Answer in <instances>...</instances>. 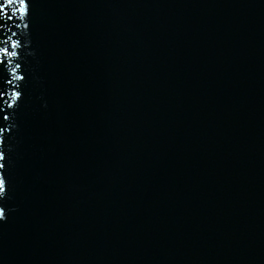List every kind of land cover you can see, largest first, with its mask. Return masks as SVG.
<instances>
[{
    "label": "water",
    "instance_id": "obj_1",
    "mask_svg": "<svg viewBox=\"0 0 264 264\" xmlns=\"http://www.w3.org/2000/svg\"><path fill=\"white\" fill-rule=\"evenodd\" d=\"M208 2L29 0L0 19L17 53L0 54V264H120Z\"/></svg>",
    "mask_w": 264,
    "mask_h": 264
},
{
    "label": "snow or ice",
    "instance_id": "obj_2",
    "mask_svg": "<svg viewBox=\"0 0 264 264\" xmlns=\"http://www.w3.org/2000/svg\"><path fill=\"white\" fill-rule=\"evenodd\" d=\"M9 8H10V14H9ZM28 12H29V0H0V19L7 18L8 20H12L17 15L21 19H23L26 17ZM0 27H2V25H0ZM10 44L12 48H15L17 45V41L10 39ZM0 54H3L4 57H12L15 56L17 53L15 51H10L8 47H0ZM8 63H11V61H8ZM18 67L20 66L16 65V68ZM16 68H12L11 72L15 73ZM15 78L20 79L21 77L17 76ZM4 95L5 93L3 91H0V97H3ZM19 96H20V92L15 90L12 91L11 93L12 99H16ZM9 106H11L10 101H9ZM5 119H7V117H5ZM0 167H4V166L0 165ZM5 191H6V179L0 178V194H4ZM0 219H3L2 214H0Z\"/></svg>",
    "mask_w": 264,
    "mask_h": 264
}]
</instances>
